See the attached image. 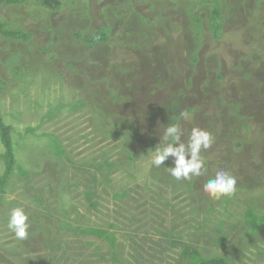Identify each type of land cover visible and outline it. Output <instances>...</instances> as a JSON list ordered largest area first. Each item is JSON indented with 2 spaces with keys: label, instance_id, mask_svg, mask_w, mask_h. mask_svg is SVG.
I'll return each mask as SVG.
<instances>
[{
  "label": "rangeland",
  "instance_id": "obj_1",
  "mask_svg": "<svg viewBox=\"0 0 264 264\" xmlns=\"http://www.w3.org/2000/svg\"><path fill=\"white\" fill-rule=\"evenodd\" d=\"M213 5V0H76L54 16L32 4H1L0 24L23 29L32 38L24 43L0 36V109L4 122L12 126L18 158L4 198L13 204L8 207L0 200V218L23 206L27 214L32 209V217L41 219L40 214L47 213L34 210L31 199L48 197L56 209L59 194L49 197L44 191L48 185H61L57 170L63 177L68 170L69 179L74 166L95 167L108 160L114 167L105 176L97 168L86 176L90 181L99 179L93 200L99 203L97 209L83 195L86 182L73 201L78 208L85 206L81 211L88 217L87 226L106 228L109 221L116 223L110 232L116 236L115 252L124 263L177 264L178 251L163 241V234L155 233L158 228L178 232L183 242L196 246L208 259L264 264V0H221L220 39L210 25ZM197 17L202 22L196 27ZM87 25L110 27V40L93 47L77 40L78 27ZM76 102L86 107L74 110ZM51 111L57 117L47 119ZM170 123L179 124L184 142L194 127L214 137L211 148L202 153L206 174L193 178V197L199 201L195 221L187 214L193 207L187 192L172 194L179 183L165 168L172 166L171 158L164 166L151 164L152 152ZM55 141L67 150L61 167L53 163L50 153ZM4 152L0 141V157ZM20 163L31 172L45 164L32 178L33 190L20 176ZM218 170L237 179L228 211L203 192V184ZM4 172L0 158V178ZM147 186H157L155 192H163L162 200L153 202L156 196ZM124 191L127 197H116ZM247 203L259 216L255 233L240 217ZM209 207L215 212L204 215ZM54 217L53 212L41 220L55 230L50 240L61 244V252L56 253L48 250L50 244L42 235L30 233L31 227L29 238L18 240L7 230V219L2 220L0 264H52L55 257L56 264H77L82 252L88 257L85 264H115L94 257L96 247L108 255L105 240L82 236L78 243L77 236L59 230L60 222L54 224ZM70 219H76L75 214ZM222 223L223 231H216ZM16 251L22 255L16 256ZM60 254L67 255L59 259ZM140 255L149 262L141 261ZM70 256L79 261H66Z\"/></svg>",
  "mask_w": 264,
  "mask_h": 264
},
{
  "label": "trees",
  "instance_id": "obj_2",
  "mask_svg": "<svg viewBox=\"0 0 264 264\" xmlns=\"http://www.w3.org/2000/svg\"><path fill=\"white\" fill-rule=\"evenodd\" d=\"M75 1L76 0H72V2L69 1V2L65 3L61 0H0V5L1 4H6V6H19L20 5V6L25 7V6H29L30 4H32L34 7L40 6V7H43L45 9H48V10H50L51 13H53L54 16H57V13L64 6L73 5V3ZM213 2H214V5H213L212 13H211V22H210L211 24L210 25L213 28L214 37L216 39H220L222 37V25H223L221 0H213ZM85 20L83 21L84 22L83 24H85ZM201 22H202V19L199 17L195 18L193 21V23L195 24L196 27L199 26V24H201ZM11 26L12 25H10L8 23H4V24L1 23L0 24V36L5 38V39H11L14 41H23L24 43L25 42L27 43L28 41L31 40L32 35L29 32H27L23 29H13ZM92 27L90 25H87L86 27H82L83 29H81V27H78L79 30H81V31L76 33L75 38L79 41H83L86 45H89L92 47L95 44H104L110 40L111 35H112L111 34L112 30L110 27H103V28H98V29H92ZM52 29L53 28H52L51 24L48 22V30L52 31ZM66 30L61 29V31H66ZM41 52H47V48L46 49L41 48ZM52 53H53L52 56L53 55L54 56L53 57L51 56V59L56 58V55L54 54V52H52ZM192 59H193V62H197V60H198L197 56H195V55L193 56ZM70 68L74 69V66L73 67L70 66ZM219 78H222V77L219 76ZM1 85H3V82L0 80V93L3 92ZM76 103H77L76 105L75 104L72 105V108L74 110H79V109L86 107L85 104L78 103V102H76ZM48 117L49 118H52V117L55 118V117H57V115L55 114V112L51 111L46 116L47 119H49ZM245 127H247V126H245ZM45 136H47V135H45ZM0 141H1V143L5 149L4 154L1 155V157H0L5 163V172H4V175L0 178V200L3 204H7V206L9 207L10 204H13V202L8 204L7 201H4V198H5V195L8 191L7 187H9L10 176L13 175V172L15 170L16 165L18 167V158H17V156H16L17 154L15 152L16 144L12 138V126L7 125L4 122L1 109H0ZM127 147L128 146L125 145V147H124L125 152L128 151ZM50 151H51L50 152L51 156L53 157L52 158L53 163H55V165L61 167L64 163L63 159H65L66 155H67V150H66L65 146H63V144H59L55 141V142L51 143ZM128 156L130 157L131 160L134 159V156L131 155V153L128 154ZM19 166H20L19 173H20L21 178L26 179L29 182L28 186H31V189L33 190V185H31L32 184L31 181L33 180L32 178L35 177V175H38L37 172H40L39 169L42 167H45V164L41 165L37 169L35 168L34 171H32V172L29 171L24 164L22 165L20 163ZM113 167H114V164H112L108 160H104L102 163L98 164V166L96 165L95 167H94V164L89 165V163L88 164L87 163L82 164L78 167L74 166V167H72V171L74 174H72L69 179L67 177L70 174V172L68 170H66L67 176H65V177H63V172H59V170H57L58 174H59L58 177L62 178L61 179V185L58 187L48 185L49 186V187H47L48 191H46V189L44 191V193L45 192L48 193L49 197H51L53 195L56 196L57 193L59 194V196H56V199L59 200L60 202L58 201L59 205L56 207L55 210L49 204V200L47 199L48 197L44 196V198H43V196L40 197L38 195H34L31 200H33V202L36 204V209H34V210H38L39 213L41 211L42 212L45 211V213H47V214H43V215L40 214L41 219H42V217L48 219L51 215H53V212L56 213L57 218L56 219H55V217L52 218V221H54V224L57 223L55 221H59L60 222L59 230L63 233H67L70 235L77 236L76 240L78 243L82 242L81 241L82 236H94L100 240H105L109 244V247H110V249L108 251L109 252L108 255L107 254L104 255L101 251V248L96 247V251L98 252V254H94L95 258H98L101 261L112 262L115 264H127V263H124L123 260H120L119 259L120 256L118 255L117 252H115L117 239H116L115 234H111L110 229L117 228L116 223L113 221H109L106 228H100V227L93 228V227L87 226V224H85V223L87 222L88 217L86 215L82 214V211H81L83 208H85V206L82 205L83 208L81 206H80L81 208H78L77 207L78 204L73 201L74 199H77L78 197H80L79 196L80 192L82 193V190H83L82 186L86 182L83 195H85V199L90 203V205L94 209H97V206L99 205V203L94 202L93 200H94V198L97 197L96 187L98 186L99 179L92 178V180L90 181V180H87L88 178L86 179V176H87V174H89L88 172H90V170H92V168L93 169L97 168L98 173L105 176V171L108 172ZM84 173H86V174H84ZM47 174L48 173L46 172L45 176ZM157 177H158V179L164 178L163 176H157ZM80 179L81 180L83 179V180L79 181ZM170 180H171V178H170ZM178 183H179V185L175 189L172 190V194L174 195L175 193L179 192L180 190L187 192V195H188L187 196V202L190 204V206L191 205L193 206L191 209H189V212L187 214L190 213L192 215V221H195L196 220L195 214L197 212H199V211H197L198 210L197 206L199 205L198 204L199 201L197 200V198L194 199V197H193L194 196L193 193L195 191V182L192 179L191 181H187V182H185L184 180L183 181L181 180V181H178ZM138 188H139V186H138ZM157 188H158L157 186L155 188H151L149 186L146 187V190L148 192L150 191L151 193L155 194L154 196H156L153 199V202H155V201L158 202V201L162 200L163 192H155L157 190ZM127 194L128 193L126 191H124L123 194L121 193L119 196L117 195L116 197L117 198H125V197H127ZM234 195H236V194H234ZM219 201L224 206L225 210L228 211V207L231 204L230 197L222 198ZM165 203H166L165 205H169L168 201ZM244 207L245 208H243L242 213H240V217L245 218L246 228L248 226H252L253 230H251V231L255 233L258 230V227L260 225L257 222V219L259 218V216L255 212L254 207L252 205H250L249 203L244 204ZM8 209H10V208H8ZM10 210H8V211H10ZM31 210L32 209L28 210V215L30 218L29 222L31 224V229H33V231L30 233L34 237L39 235V234L42 235L45 238L46 244H50V245H48L49 251L51 250L54 253L61 252L60 250H58L60 248V245H61V244H59L60 242L56 244V243L51 242V240H50V237L54 235L52 232L55 231L53 229V227L50 225L49 226L45 225L44 220H41V219L37 220L36 218H33L32 215L34 214V211H31ZM210 210L213 212L215 210V208L209 207V210L207 212L203 211L202 213L204 215H209L208 213L210 212ZM73 214H75L76 219L71 220L70 217ZM6 219H7V217L2 216V218H0V223H2V220H6ZM31 219H33V220L31 221ZM6 222H7V220H6ZM125 223H126V221H125ZM222 226H223V223L221 224L220 227H218V229L216 231H219V232L223 231ZM155 233L163 234L164 235L163 241H165L166 244H169L171 246L172 250L178 251L179 259L177 261V264H231L229 262V260L227 258H224V257L217 258V259H208L207 257H205V255L196 246H193L189 243L183 242L180 234L176 231L164 232L163 230H160L157 228ZM29 235H28V238H29ZM228 235H230V234H228ZM228 235L221 239L220 242L222 244L228 239ZM161 243H158L157 246L161 245ZM85 245L90 246L91 243L85 242ZM161 247H162V245H161ZM163 250L167 251L166 248H163ZM14 253L18 257H20L22 255V253L20 251L18 253H17V251ZM79 254H80V250H79ZM65 255H67V254H65ZM151 255H150L151 256L150 259H154L155 253H153ZM64 256L60 254L59 259L63 258ZM80 256L82 257L81 262L80 263L76 262V263L77 264H85L86 262L84 263V261L88 260V257L86 255H84L83 252L80 254ZM54 257H55V255H54ZM70 257H67L68 260H66V261L71 260V261L75 262L78 260L77 257H74V256L73 257L70 256ZM140 259H141V261L144 260V262H149V261H147L148 259L143 258L142 255H140ZM140 259H138V260L140 261ZM54 260H56V257L54 258ZM53 261H52V264H56ZM13 263H14L13 261L3 262V264H13ZM154 263H156V262H154Z\"/></svg>",
  "mask_w": 264,
  "mask_h": 264
},
{
  "label": "clouds",
  "instance_id": "obj_3",
  "mask_svg": "<svg viewBox=\"0 0 264 264\" xmlns=\"http://www.w3.org/2000/svg\"><path fill=\"white\" fill-rule=\"evenodd\" d=\"M182 130L178 123H170L164 130L161 142L153 150L151 164L155 167L164 166L170 158L172 166L166 170L177 181H191L206 174L203 152L208 151L213 142V135L207 130L194 127L182 141ZM237 179L228 171L218 170L213 178L203 184V192L210 198L220 200L231 197L236 191ZM29 215L23 206L14 207L7 216L6 228L18 240L28 238L31 224Z\"/></svg>",
  "mask_w": 264,
  "mask_h": 264
}]
</instances>
